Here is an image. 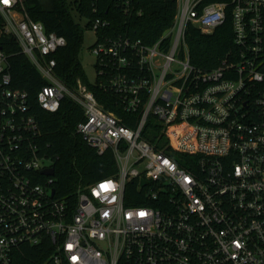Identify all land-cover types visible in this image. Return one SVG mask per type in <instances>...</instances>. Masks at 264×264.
Segmentation results:
<instances>
[{
	"label": "built area",
	"instance_id": "built-area-1",
	"mask_svg": "<svg viewBox=\"0 0 264 264\" xmlns=\"http://www.w3.org/2000/svg\"><path fill=\"white\" fill-rule=\"evenodd\" d=\"M28 1L0 0V13L45 80L39 106L56 113L65 98L75 102L77 133L99 155L111 151L118 171L68 198L57 192L29 94L14 88L0 48V264H264V0H221L201 12L202 0H181L152 44L100 39L110 23L94 21L96 77L139 113L135 127L82 80H61L55 55L67 40L33 19ZM229 16L235 48L212 69L193 65L189 25L210 34Z\"/></svg>",
	"mask_w": 264,
	"mask_h": 264
},
{
	"label": "trees",
	"instance_id": "trees-1",
	"mask_svg": "<svg viewBox=\"0 0 264 264\" xmlns=\"http://www.w3.org/2000/svg\"><path fill=\"white\" fill-rule=\"evenodd\" d=\"M221 0H202L198 11ZM126 3L129 12H126ZM179 0H29L26 4L31 17L44 24L48 32L64 36L67 45L55 55L57 74L68 86L73 87L82 80L95 94L102 107L115 115L128 127H135L140 115L127 112L120 97L110 89L101 86L107 76L96 77L95 82L88 80L80 60L84 35L92 23L98 19L108 21L110 26L98 31V36H131L142 39L147 44L157 41L175 23ZM81 19L75 17L73 9ZM187 42L193 65L202 69H212L220 60L235 48L231 16L225 24L210 34L202 33L199 28L189 25ZM0 48L9 58L13 86L29 94L31 112L36 116L44 133L42 150L53 160L55 168V188L62 196L70 197L79 185H89L111 177L118 171L111 151L99 155L90 148L77 133L76 128L83 119V110L69 98L61 103L56 113L43 110L37 101V94L45 85L41 74L28 56L23 53L14 36L5 32V21L0 13ZM154 118H149L151 127ZM150 133L147 129L145 135ZM141 205V202H131ZM28 260L36 257V252L26 248Z\"/></svg>",
	"mask_w": 264,
	"mask_h": 264
},
{
	"label": "rangeland",
	"instance_id": "rangeland-1",
	"mask_svg": "<svg viewBox=\"0 0 264 264\" xmlns=\"http://www.w3.org/2000/svg\"><path fill=\"white\" fill-rule=\"evenodd\" d=\"M182 7V1L179 0L178 11ZM97 40L96 34L93 30H87L84 35V43L82 52L80 54V60L83 64V67L87 73L88 80L93 83L96 80V56L92 52V47L95 45ZM44 165H51L50 162L46 161Z\"/></svg>",
	"mask_w": 264,
	"mask_h": 264
},
{
	"label": "water",
	"instance_id": "water-1",
	"mask_svg": "<svg viewBox=\"0 0 264 264\" xmlns=\"http://www.w3.org/2000/svg\"><path fill=\"white\" fill-rule=\"evenodd\" d=\"M44 174H46V175H53L54 174V169H50V170L44 172Z\"/></svg>",
	"mask_w": 264,
	"mask_h": 264
},
{
	"label": "snow or ice",
	"instance_id": "snow-or-ice-1",
	"mask_svg": "<svg viewBox=\"0 0 264 264\" xmlns=\"http://www.w3.org/2000/svg\"><path fill=\"white\" fill-rule=\"evenodd\" d=\"M5 2H7V0H5Z\"/></svg>",
	"mask_w": 264,
	"mask_h": 264
}]
</instances>
